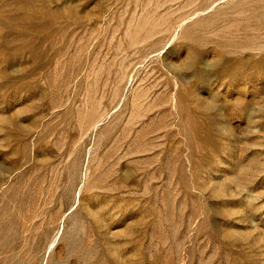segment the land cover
I'll return each instance as SVG.
<instances>
[{
  "label": "rangeland",
  "instance_id": "rangeland-1",
  "mask_svg": "<svg viewBox=\"0 0 264 264\" xmlns=\"http://www.w3.org/2000/svg\"><path fill=\"white\" fill-rule=\"evenodd\" d=\"M0 264H264V0H0Z\"/></svg>",
  "mask_w": 264,
  "mask_h": 264
},
{
  "label": "bare ground",
  "instance_id": "bare-ground-1",
  "mask_svg": "<svg viewBox=\"0 0 264 264\" xmlns=\"http://www.w3.org/2000/svg\"><path fill=\"white\" fill-rule=\"evenodd\" d=\"M237 69V68H236ZM233 72V71H232Z\"/></svg>",
  "mask_w": 264,
  "mask_h": 264
}]
</instances>
